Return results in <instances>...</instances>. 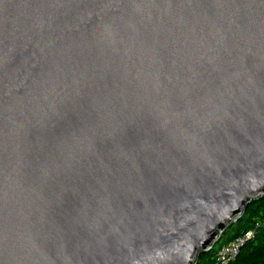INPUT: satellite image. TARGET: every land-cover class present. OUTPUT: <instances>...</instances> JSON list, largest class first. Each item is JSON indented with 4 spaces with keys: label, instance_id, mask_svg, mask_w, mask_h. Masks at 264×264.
I'll return each instance as SVG.
<instances>
[{
    "label": "water",
    "instance_id": "water-1",
    "mask_svg": "<svg viewBox=\"0 0 264 264\" xmlns=\"http://www.w3.org/2000/svg\"><path fill=\"white\" fill-rule=\"evenodd\" d=\"M264 197V0H0V264H197Z\"/></svg>",
    "mask_w": 264,
    "mask_h": 264
},
{
    "label": "trees",
    "instance_id": "trees-1",
    "mask_svg": "<svg viewBox=\"0 0 264 264\" xmlns=\"http://www.w3.org/2000/svg\"><path fill=\"white\" fill-rule=\"evenodd\" d=\"M264 222V197L249 203L242 218L228 230L227 241L247 230L254 222ZM230 232V233H229ZM215 250L198 257L197 264H211ZM229 264H264V224L257 235L247 242L234 261Z\"/></svg>",
    "mask_w": 264,
    "mask_h": 264
},
{
    "label": "built area",
    "instance_id": "built-area-1",
    "mask_svg": "<svg viewBox=\"0 0 264 264\" xmlns=\"http://www.w3.org/2000/svg\"><path fill=\"white\" fill-rule=\"evenodd\" d=\"M264 222H254L247 230L222 244L215 252L211 264H229L238 256L240 249L261 230Z\"/></svg>",
    "mask_w": 264,
    "mask_h": 264
},
{
    "label": "rangeland",
    "instance_id": "rangeland-1",
    "mask_svg": "<svg viewBox=\"0 0 264 264\" xmlns=\"http://www.w3.org/2000/svg\"><path fill=\"white\" fill-rule=\"evenodd\" d=\"M230 228H228L222 235H221V237L219 238V240L216 242V244H214V246H213V248L212 249H214L215 251L222 245V244H224V243H226V241H227V238H228V230H229ZM230 233V232H229Z\"/></svg>",
    "mask_w": 264,
    "mask_h": 264
}]
</instances>
